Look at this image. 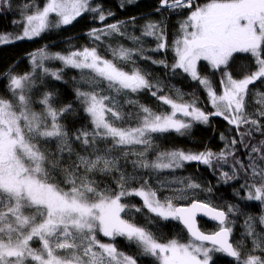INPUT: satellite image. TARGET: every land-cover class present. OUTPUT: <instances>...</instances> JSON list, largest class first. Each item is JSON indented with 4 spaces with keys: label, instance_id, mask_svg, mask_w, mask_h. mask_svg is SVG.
I'll return each mask as SVG.
<instances>
[{
    "label": "snow or ice",
    "instance_id": "6c2138e0",
    "mask_svg": "<svg viewBox=\"0 0 264 264\" xmlns=\"http://www.w3.org/2000/svg\"><path fill=\"white\" fill-rule=\"evenodd\" d=\"M4 7L10 8L11 0H0V8ZM161 8L188 11L172 44L171 68L180 69L198 81L215 111L206 113L195 101L183 103L169 96H158L162 89L138 67L126 71L118 63L134 64L133 52L142 54L143 48L109 46L111 60L95 47L67 54L39 49L30 54L34 68L57 81L62 79L63 69L51 70L46 61L59 60L65 67L81 70V80L89 90L77 88L76 95L90 119L91 130H79L71 136L60 121L72 105L57 108L54 93L45 92L35 101L41 106L37 111L30 94L35 83L32 73L9 76L10 96H0V264H137L134 256L116 247L117 237H123L142 255L154 257L157 264H210L212 253L234 258L236 264H264V214L258 218L261 233L256 231L255 218L249 216L245 220L246 236L252 241V248L245 253L243 244L233 245L229 240L232 228L227 226L228 214L238 211L236 206L229 205L225 211L197 199L187 206H176L175 201L188 199L187 189H199L201 185L189 181L184 187L171 188V195L161 199L160 190L170 188L169 185L159 182L158 189L143 179L135 186V173L123 171L120 157L113 155L119 151L125 160L129 155L136 156L134 168L154 171L178 169L191 161L209 167H214V160L227 163V157L234 156L227 143L225 149L229 150L222 149L219 153L172 150L157 152L155 159H148L154 148L152 134L175 131L182 135L192 121L207 123L210 115L223 116L238 130L248 126L245 131H238L241 140L233 139L231 145L241 143L250 151L248 164L234 158L232 174L221 172V177L225 182L237 179V173L243 170L244 198L264 204V139L258 144L245 143L243 139L251 137L254 131L264 135V121L260 119L264 118V92L256 93L255 112L250 113L246 107L250 85L264 82V0H206L203 4L197 0H160L157 11ZM88 11H99L100 21L106 19L102 11L90 6L89 0H45L42 8L34 2L25 4L21 10L24 20L14 21L21 23L23 29L16 38L40 36L52 26L50 14H55L59 27L72 24ZM122 24L120 21L103 29H92L88 35L97 41L113 35L125 36ZM141 36L155 37L156 47L151 51L168 49L162 21L148 22ZM127 38L141 40L139 36ZM6 42L9 37L0 36V43ZM235 54L249 56L255 70L239 79L222 71V93L218 94L212 81L199 74L198 64L207 62L214 71L226 69ZM152 62L168 67L166 60ZM145 89H156L152 95L169 105L171 113L154 112L128 99L125 103L139 107L133 116L116 100V95L127 96ZM177 113L190 120L177 118ZM133 118L135 126L128 123ZM221 139H225L223 134ZM73 140L79 142L81 151L74 149ZM51 142L57 144L56 153L43 147ZM64 153L68 154L66 165ZM97 174L111 177V182L101 186L95 178ZM128 197H138L142 204L126 202ZM145 209L152 218L178 220L187 230V242H182V238L162 242L148 227L136 223L130 214ZM201 212L219 223L218 231L206 234L197 227V213ZM34 243L39 246L33 247ZM257 251L260 255L255 254Z\"/></svg>",
    "mask_w": 264,
    "mask_h": 264
},
{
    "label": "trees",
    "instance_id": "16d2710c",
    "mask_svg": "<svg viewBox=\"0 0 264 264\" xmlns=\"http://www.w3.org/2000/svg\"><path fill=\"white\" fill-rule=\"evenodd\" d=\"M38 4L41 8L45 0H11V7L0 8V36L8 35L16 37L21 33V23H14V21H23L24 17L21 15V10L25 4ZM206 0H197V3L203 4ZM89 4L93 8H98L105 14L106 19L100 21L99 11H88L77 17L70 25L56 26V16L51 15L52 26L41 33L40 36L31 39H17L0 44V96H10L8 91L9 76L23 75L32 73L35 83L31 89V95L34 101V107L37 111L41 106L35 101H38L43 93H54V106L59 108L64 105H72L71 111L65 113L61 117V123L65 125L67 131L71 136H74L79 130H91L90 119L84 112V108L77 98L76 89L89 90V86L81 80V70L70 67H65L59 60L46 61V66L51 70L63 69L61 73L62 79L57 81L51 76L43 75L39 69H35L31 62L32 53L39 49H46L49 53L60 52L67 54L70 51L82 50L84 47L97 48L98 52L107 59H113L111 48H117L123 45L130 49L143 48V53L133 52L132 60L135 62H118L126 71H131L133 67H138L147 78L154 84L158 85L159 89L157 95H165L170 98L177 99V102L191 103L195 101L196 106L206 113L214 112L210 106L209 97L206 90L198 83L193 81L182 70H172L171 65L174 63V52L172 51L173 41L177 38L179 33L180 23L186 18L187 10L167 11L164 8L158 12L160 8V0H89ZM112 13V15H109ZM135 18V19H133ZM122 21L121 31L126 33L125 36L113 35L102 37L101 40H94L88 35L92 29H103L108 24H113ZM165 32V40L168 44L167 50L159 52L151 51L156 47L155 37L141 36L144 30V25L148 22H161ZM128 36H139V42L128 39ZM149 57V59H144ZM153 60H166L168 67L162 64H155ZM255 70L254 63L251 58L245 54H235L230 60L226 69L212 70L207 62L201 61L198 64L199 74L208 77L213 84L214 90L218 94L221 93V79L222 71H228L234 78H242L246 73ZM87 72V70H84ZM156 90V89H153ZM153 90H142L137 93H130L127 96L116 95V100L123 105L125 112H132L133 116L139 111L138 105H145L151 108L154 112L170 113L171 107L164 104L163 101L157 99L152 95ZM264 92V82H257L250 85V94L247 97V110L255 112L257 105L256 93ZM115 95V94H113ZM182 96L180 100L178 97ZM131 99L138 102L137 106L128 105L126 100ZM183 120H190L183 117ZM264 121V118H260ZM128 123L135 126L136 120L130 119ZM248 128L244 125L239 130L230 125L223 116H209L207 123L191 122V127L184 131V134L169 131L167 133L152 134L154 138V148L148 153V159H155L157 152L182 150L184 152L200 153L206 150H211L214 153H219L225 149V144L230 146L234 152V156L227 157V163L213 161L214 167L203 165L197 161L184 162L183 166L178 169H165L162 171H154L150 169L134 168L133 161L137 160L136 156L129 155L125 160L119 151L113 152L114 156L120 157L119 164L123 171L136 175V184L143 179H148L153 187L160 188L159 182H164L170 188L160 190V198L171 195V188H181L191 181L201 185L199 189H187L188 199L175 201L176 205H186L197 199L200 201L210 202L211 205L227 211L229 205H234L238 211L228 214V227L232 228L231 242L233 245L238 243L243 244V251L247 253L252 248L251 238L246 236L245 220L251 216L255 218V227L257 233L262 232V226L259 225V216L264 214V204L259 201H249L245 199L246 190L241 188L245 183L246 174L243 170L237 173V179L225 180L221 177V172H228L232 174L234 158L240 159L244 164L249 163L247 153L250 151L246 149L243 144L237 143L231 145V141L236 139L241 140L238 135ZM225 139H221V135ZM244 142L249 144H258L264 135L261 132L254 131L251 137H244ZM73 147L76 151H81L79 142L72 141ZM104 145L102 144L101 147ZM51 153L57 152L56 142H51L43 146ZM137 148L141 146H136ZM255 155V154H254ZM75 155L72 160H75ZM64 164H68V154L64 153ZM239 168V165H236ZM101 186L104 183L111 182V177H103L99 174L95 177ZM182 181V183H178ZM115 187V184L112 185ZM211 189V191H207ZM239 192V195L236 193ZM136 205H141L142 201L138 197H128L127 201ZM132 218L136 223L148 227L162 242H166L172 238H182V242H187L188 236L178 220H163L152 218V214L147 212V209L142 213H131ZM199 227L202 231L211 233L219 227L206 222L202 219L198 220ZM104 242H109L108 238L101 237ZM115 245L120 250L128 255H132L137 259V264H157L155 258L150 255H142L140 251L129 243L123 237L115 239ZM38 247L37 243L33 247ZM255 254L260 255L257 251ZM213 260L210 264H236L235 259H231L225 254L212 253Z\"/></svg>",
    "mask_w": 264,
    "mask_h": 264
},
{
    "label": "water",
    "instance_id": "95a60500",
    "mask_svg": "<svg viewBox=\"0 0 264 264\" xmlns=\"http://www.w3.org/2000/svg\"><path fill=\"white\" fill-rule=\"evenodd\" d=\"M191 203V202H190ZM190 203H188V204H190ZM188 204H186V205H178V206H187ZM199 219H202V220H204V221H206V222H209V223H212V224H214V225H216V226H218L219 227V223L217 222V221H214V220H212L210 217H208V216H206V215H204L202 212L201 213H197V217H196V220H197V227L200 229V227H199V223H198V220ZM179 222V221H178ZM179 224L182 226V228L184 229V227H183V225L179 222ZM185 230V232H186V234H187V236H188V233H187V230L186 229H184ZM201 230V229H200ZM219 230V228L217 229V230H215V231H218ZM202 231V230H201ZM202 232H204V231H202ZM204 233H206V234H211V233H207V232H204ZM229 240H230V242H231V233H230V236H229ZM232 243V242H231ZM208 246H211V245H208ZM229 258H231V257H229ZM231 259H234V258H231Z\"/></svg>",
    "mask_w": 264,
    "mask_h": 264
},
{
    "label": "rangeland",
    "instance_id": "374dc122",
    "mask_svg": "<svg viewBox=\"0 0 264 264\" xmlns=\"http://www.w3.org/2000/svg\"><path fill=\"white\" fill-rule=\"evenodd\" d=\"M167 11H170V9H166ZM177 11V10H176ZM51 15H55V14H50V16ZM57 18V17H56ZM22 31H23V29H21V33L18 35V36H20V35H22ZM1 36H8V35H1ZM9 37V41H11V40H13L12 38H16V37H10V36H8ZM1 44V43H0ZM221 93H222V90H221ZM220 93V94H221ZM209 101H210V99H209ZM210 106L213 108V106H212V104H211V102H210ZM213 110L215 111V109L213 108ZM172 111V110H171ZM171 113V112H170ZM177 118H179V119H182L183 118V116H182V114H179V113H177ZM188 118V117H187ZM188 119H190V118H188ZM176 206H178V205H176ZM208 246V245H207ZM37 247V246H36ZM209 247H211V246H209Z\"/></svg>",
    "mask_w": 264,
    "mask_h": 264
}]
</instances>
